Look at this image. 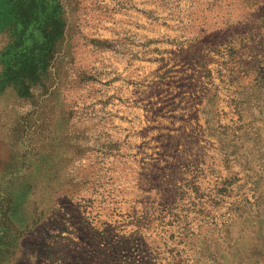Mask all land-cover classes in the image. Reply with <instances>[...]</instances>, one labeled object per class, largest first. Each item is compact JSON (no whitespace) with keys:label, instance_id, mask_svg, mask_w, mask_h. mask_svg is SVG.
Masks as SVG:
<instances>
[{"label":"rangeland","instance_id":"1","mask_svg":"<svg viewBox=\"0 0 264 264\" xmlns=\"http://www.w3.org/2000/svg\"><path fill=\"white\" fill-rule=\"evenodd\" d=\"M0 264H264V0H0Z\"/></svg>","mask_w":264,"mask_h":264},{"label":"trees","instance_id":"2","mask_svg":"<svg viewBox=\"0 0 264 264\" xmlns=\"http://www.w3.org/2000/svg\"><path fill=\"white\" fill-rule=\"evenodd\" d=\"M45 2H47V1H51V0H44ZM31 6V5H30ZM44 33V32H43ZM45 34H46V32H45ZM44 37V36H43Z\"/></svg>","mask_w":264,"mask_h":264}]
</instances>
